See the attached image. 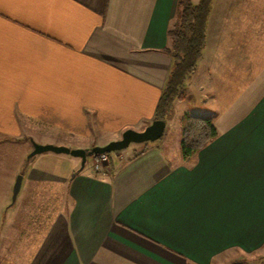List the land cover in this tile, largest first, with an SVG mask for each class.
I'll list each match as a JSON object with an SVG mask.
<instances>
[{"label":"crops","instance_id":"obj_1","mask_svg":"<svg viewBox=\"0 0 264 264\" xmlns=\"http://www.w3.org/2000/svg\"><path fill=\"white\" fill-rule=\"evenodd\" d=\"M176 1L0 0V141L24 158L31 141L90 150L142 131L170 71ZM249 6L213 0L192 74L209 80H189L197 107L181 114H211L216 138L183 159L179 139L168 144L170 115L161 138L108 154L97 172L63 154L30 158L14 203L26 226L45 223L16 264H214L264 247V24ZM10 173L0 264H11L2 255L18 220L8 191L21 171Z\"/></svg>","mask_w":264,"mask_h":264},{"label":"trees","instance_id":"obj_2","mask_svg":"<svg viewBox=\"0 0 264 264\" xmlns=\"http://www.w3.org/2000/svg\"><path fill=\"white\" fill-rule=\"evenodd\" d=\"M213 0H177L175 19L167 31L171 59L166 84L156 106L155 118L167 119L174 102L182 100V86L194 73L206 43V30ZM180 151L183 159L203 149L217 136L211 114H184L179 120ZM95 157V156H92Z\"/></svg>","mask_w":264,"mask_h":264},{"label":"rangeland","instance_id":"obj_3","mask_svg":"<svg viewBox=\"0 0 264 264\" xmlns=\"http://www.w3.org/2000/svg\"><path fill=\"white\" fill-rule=\"evenodd\" d=\"M192 1H194L196 3L198 0H192ZM249 1H250L249 9L257 10L258 14H259L258 17L255 15V17L251 21L258 19L260 24H264V0H249ZM248 17L252 18V15H251V17L250 16H248ZM208 54H209V52H208ZM192 74L189 75L186 83L184 84V86H182V93H183L182 100L174 102V105L172 106L173 113L171 114L170 119L173 122H170V127L167 128V130H168L167 131L168 132L167 133V139H168L169 145H172V143L176 142V139H179V142H180L179 120L184 115V114H181L182 111L185 110L188 112H194V110L197 107L196 106L197 105V103H196L197 97H194L196 95V92H195L196 89L195 88H197V85H196L197 81H193V83H192V81H189L190 78H192L193 80H200L201 82H203L204 76H205V78H207V80H209L208 76L204 73H203L204 75H203L202 79L200 78V76L198 74H197L198 76L196 74L192 76ZM209 89H210L209 86H207V91H209ZM174 129H175V132H174ZM33 143H36V142L31 141V146ZM36 144H38V143H36ZM131 147H132V145H130V147H128L124 150L118 151V152H110V155L112 156L114 154L128 152L131 149ZM29 153L26 154L24 156V158H22L24 151H23V148L21 147V145H11L10 143L6 142L5 140L0 141V195L2 194L4 188L6 187L5 178H7L9 176V174H11L10 171L14 170L16 168L20 169V171H21L20 174H18L14 177V179L12 181L11 189L8 191L10 193V196H9V200L11 203L10 209L5 208V211H6V209L9 210L8 214H10L12 216L14 214H17L16 218L18 219V220H16V222H13L14 226H16V228H15L16 232L13 234V237L11 238V242L9 245L10 251L7 254H5V252H4V254L2 255V258L9 260L11 262V264H16L19 262L20 259H23V257L25 256L24 253H27V256H29V253L32 251L33 247L37 243L38 237L40 235L39 231L41 230L42 227L39 224L45 223V220L41 221V223H40V219H39L40 217H38L39 214L33 215L36 211L38 212V208H36L35 211L32 208L29 211V213H33L32 214L33 216H31L29 218L32 225L27 224V226H28L27 227L26 223L20 222V221H22L21 215L26 213L24 208H20V210L18 212V208L20 206L19 202L17 201L18 203H14L11 201L13 184H14L16 178L18 176H21V178H22L23 173L25 172V168L27 167V165L31 164L30 162H28L29 159L27 158ZM42 154L54 156V154L51 152L42 153ZM42 154L36 155L37 156L36 159L39 158V156H41ZM59 156H63V158H65V159L72 158V157H70L68 155H64V154L59 155ZM73 160H75V159L73 158ZM18 163H21V166H18L17 165ZM61 163L67 165L64 160ZM47 165H49V164L45 163V162L43 164H41V166H44V167H47ZM92 165H93V158L87 157L86 161H85V167L91 168ZM92 169H93V167H92ZM70 175L72 176V174H70ZM9 193H7V197H8ZM48 193L49 192H44V194H43V199H45V202L43 203V205H45L46 200H49V194ZM59 201H60V199H59ZM35 204H36V207H38V203H35ZM43 212H44V209H43ZM32 221H34V222H32ZM25 226L27 227V230L29 228L28 231L31 232V234L27 233V235H23L22 229H24ZM44 227H45V225H44ZM20 231L22 232V235L20 234ZM2 246H3V243H2ZM19 251H20V254H19ZM214 264H264V247L257 252H254V253L248 254V255H244V256L242 254H239L236 250L229 251V252L223 254L222 256L218 257L216 259V261L214 262Z\"/></svg>","mask_w":264,"mask_h":264},{"label":"water","instance_id":"obj_4","mask_svg":"<svg viewBox=\"0 0 264 264\" xmlns=\"http://www.w3.org/2000/svg\"><path fill=\"white\" fill-rule=\"evenodd\" d=\"M165 127L164 120L155 119L142 131L132 129L125 130L120 139L111 141L104 146H95L90 150L87 149H70L64 146L32 144V151L28 155V159L40 155L42 153L51 152L54 154H64L80 160V168H83L86 158L100 154H110V152H118L126 149L130 144H140L146 142H154L161 138ZM21 185V176H18L14 182L12 189L11 201L14 202Z\"/></svg>","mask_w":264,"mask_h":264},{"label":"built area","instance_id":"obj_5","mask_svg":"<svg viewBox=\"0 0 264 264\" xmlns=\"http://www.w3.org/2000/svg\"><path fill=\"white\" fill-rule=\"evenodd\" d=\"M108 163V154H100L93 157V170L99 171L102 169V166Z\"/></svg>","mask_w":264,"mask_h":264}]
</instances>
